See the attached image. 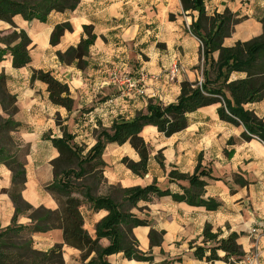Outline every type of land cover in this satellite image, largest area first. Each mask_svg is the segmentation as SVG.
I'll use <instances>...</instances> for the list:
<instances>
[{"label":"crops","instance_id":"obj_1","mask_svg":"<svg viewBox=\"0 0 264 264\" xmlns=\"http://www.w3.org/2000/svg\"><path fill=\"white\" fill-rule=\"evenodd\" d=\"M77 1L75 10L52 11L45 22L15 16L12 27L0 21L1 38L23 31L30 40L27 48L30 62L22 68H13L12 56L7 53L0 62V76L5 77L8 94L16 99L17 111L12 120L20 128L11 133V153L25 171L20 196L34 209H58L56 197L47 190L54 181L52 163L59 157L56 140L69 137V144L83 148L81 154L85 156L96 144L100 131L120 121L133 120L138 113L145 112L149 100L165 106L175 103L183 82L193 84L204 80L201 43L190 32L197 13L184 12L180 0ZM204 8L209 18L222 16L225 10L240 18L230 35L223 39L224 48L262 34L258 14L264 12V0H205ZM63 23L70 24L72 30L66 31L56 45H51L55 26ZM84 26H91L95 36L88 56L83 59L84 67L78 68L77 61L69 65L60 63L57 53L77 47L86 38ZM17 43L18 40L8 44L12 47ZM6 46V42L0 41V48ZM212 57L217 61L218 53ZM33 70L50 72L68 86L73 100L71 111L49 101L44 83L30 81ZM113 71L133 78L144 75V95L112 85ZM245 77V73L232 72L228 82ZM218 107L206 106L187 114L186 128L170 137L160 134L154 126H144L139 136L148 146L149 159L142 175H135L122 163L123 158L134 163L140 160L129 143H105L102 161L106 165L103 176L107 187L143 188L155 182L161 190L182 194L183 189L189 188L188 180L170 181L168 173L174 170L191 176L198 164L217 179H200L205 183L202 200L217 204L215 210L177 202L170 195H151L147 201L140 202L131 213L144 219L147 226L134 227L132 235L143 259H127L123 253H116L106 258L109 264H226L222 251L217 252L219 260L207 262L205 257L209 255L208 248L230 232L239 235L238 244L244 257L258 250L259 264H264V238L260 233L252 234L253 230L261 231L254 225H261L264 230V144L256 137L242 139L244 127L220 120ZM244 108L264 122V98ZM0 118L8 119L1 104ZM239 181L245 185H239ZM11 188L12 173L0 163V230L31 224L27 213L15 214L8 194ZM80 212L83 229L94 238L95 226L107 212L93 211L85 204ZM206 225L211 227L212 234L220 230L215 242H203ZM151 230L161 234L157 246L150 244ZM28 237L32 248L39 252L61 245L64 264H88L94 256L81 260L77 249L64 244L60 229L28 233ZM99 244L106 248L109 241L102 238ZM198 247L206 251L203 258L194 254Z\"/></svg>","mask_w":264,"mask_h":264},{"label":"trees","instance_id":"obj_2","mask_svg":"<svg viewBox=\"0 0 264 264\" xmlns=\"http://www.w3.org/2000/svg\"><path fill=\"white\" fill-rule=\"evenodd\" d=\"M180 1L184 12L197 13V20L190 25V32L201 43V57L205 66L201 86H198V82H183L177 101L166 106L149 100L145 112L138 113L133 120L120 121L100 131L96 144L85 156L81 154L83 148L69 144V137L56 140L59 157L52 163L54 181L47 187L56 197L58 209L55 211L42 207L34 209L20 196L25 183V171L23 165L11 153V133L20 128V124L12 120L17 111L16 99L8 94L5 89V77L0 76V104L8 115L7 120L0 118V163L12 173V188L8 194L15 206V214L27 213L31 222L29 226L12 225L0 231L7 239L6 242H0V264H64L61 245H55L48 252H39L32 248V241L28 237V233H45L53 229L62 230L64 244L77 249L81 253V260L94 254L88 264H109L106 258L116 253H123L127 259L142 260L143 257L136 250L137 241L132 235V229L147 226V222L131 213V210L138 209L140 202L147 201L151 195H170L177 202L203 206L207 210L216 209L217 204L214 202L202 200L205 183L200 179H217L211 177L210 172L202 169L200 164L191 176L179 174L174 170L168 173L170 181L188 180L189 188L183 189L182 194L161 190L155 182L143 188L107 187L103 176L106 165L102 161L105 143H129L140 160L134 163L123 158L122 163L135 175H142L146 173L149 159L148 146L139 136L144 126H154L160 134L170 137L186 128L187 114L202 107L219 105L217 114L220 120L242 125L245 130L241 135L242 139L248 141L256 137L264 144V122L252 111L244 108L245 105L258 103L264 98V17L260 20L262 34L259 37L244 43L237 42L232 48H224L223 39L230 35L240 19L228 10H225L222 16L207 17L205 0ZM77 6V0H0V21L12 27V19L15 16H21L26 21L36 19L45 22L50 12L73 11ZM217 19L219 21L212 24V20ZM71 30L68 23L55 26L50 36L51 45H56L61 36ZM83 33L86 38L82 39L77 47L69 48L65 53H57L60 63L69 65L77 61L78 68L84 67L83 59L88 56V48L93 44L95 36L91 26H84ZM16 40L18 43L10 47L8 43ZM0 41L7 43L4 49L0 48V62L7 53L12 56L13 68H22L30 62L27 49L30 40L23 31L12 32L10 38ZM215 52L218 53L217 61L212 57ZM232 72L245 73L246 77L228 82ZM30 81H40L46 85L48 99L53 105L63 107L67 111L72 110L73 100L70 98L68 86L50 72L33 70ZM158 162L163 167L159 159ZM238 183L245 185L243 181ZM84 204L89 205L93 211L107 212L96 224L94 238L83 229L84 220L80 208ZM22 233L27 234V244L12 243L13 240L20 239ZM219 235L220 230L212 234L211 227L206 225L202 233L203 242H215ZM149 237L151 246L160 244V233L151 230ZM102 238L109 241L106 248L99 244ZM238 238V234L230 232L225 238L216 241L208 248L206 261L219 260L217 252L222 251L226 264H238L245 256L241 245L238 244ZM205 252L203 248L198 247L194 254L203 258Z\"/></svg>","mask_w":264,"mask_h":264},{"label":"built area","instance_id":"obj_3","mask_svg":"<svg viewBox=\"0 0 264 264\" xmlns=\"http://www.w3.org/2000/svg\"><path fill=\"white\" fill-rule=\"evenodd\" d=\"M177 71V70H176ZM174 73V72H173ZM146 77L141 75L139 78H133L128 74L120 73L118 71H113L110 75V83L112 85H118L123 87V90L126 92L134 91L137 95H144V80ZM201 81L198 83V86H201ZM262 232V231H261ZM261 232H256V230L252 231V234H257ZM238 264H259V253L253 252L248 256L244 257L242 261Z\"/></svg>","mask_w":264,"mask_h":264},{"label":"rangeland","instance_id":"obj_4","mask_svg":"<svg viewBox=\"0 0 264 264\" xmlns=\"http://www.w3.org/2000/svg\"><path fill=\"white\" fill-rule=\"evenodd\" d=\"M258 17L259 18H263L264 17V12H262L261 14H258ZM237 19H240V18H237ZM217 21H219V19H217L216 21L215 20H212V24H216L217 23ZM209 27V24H207V26H206V28H208ZM11 35H12V33L11 34H9L8 35V37H6V38H10L11 37ZM5 38V37H4ZM4 38H1L0 37V40L1 39H4ZM220 87H222L223 88V86L221 85ZM158 159L160 160V157L158 156ZM234 181L235 180H237L236 178V175H234ZM105 189H103V193H105V191H104ZM119 199L121 200V198L119 197ZM119 203V202H118ZM264 221V220H263ZM262 221V222H263ZM257 224V223H256ZM264 224V223H263ZM254 228H257V229H259V230H261L260 232H261V234L260 235H262V237L264 238V230L262 229L263 228V226H261V225H254ZM1 231V230H0ZM0 233H2V232H0ZM26 235L27 234H25V233H22L21 234V238L19 239L18 238V240H13L14 242H12V243H17L18 245H23V244H27V242L29 241L28 240V238L26 237ZM0 238H1V240H0V242H6V237H4V233L3 234H0ZM256 252H258V250H256ZM260 259V258H259ZM260 261V260H259Z\"/></svg>","mask_w":264,"mask_h":264}]
</instances>
